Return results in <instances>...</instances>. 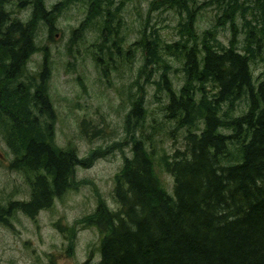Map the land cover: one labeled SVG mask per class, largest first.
Returning <instances> with one entry per match:
<instances>
[{
  "label": "trees",
  "instance_id": "16d2710c",
  "mask_svg": "<svg viewBox=\"0 0 264 264\" xmlns=\"http://www.w3.org/2000/svg\"><path fill=\"white\" fill-rule=\"evenodd\" d=\"M159 1H152L153 9L163 6L178 12L180 40L168 44L156 31L148 35L145 26L126 54L141 50L139 74L147 69L152 73L165 56L181 63L173 70L181 74L179 85L168 80L171 65L162 67L155 84L167 94L166 118L186 128V150L160 155L158 164L173 178L170 194L144 141L134 133L129 136L132 155L115 176L112 193L117 209L100 202L81 221L101 234L100 258L94 264H264V0H208L205 4L215 5L220 14L202 33L196 27L202 5L195 0ZM16 2L18 9L31 6V14L17 17L11 0H0V136L13 155L10 169L37 176L30 200L0 208V215L13 206L35 215L50 205L51 195L68 188L75 167L88 166L103 152L80 159L71 149L56 150L47 56L36 78L24 76L30 58L46 52L38 43L40 31L51 36L62 11L78 0H62L52 7L44 0ZM113 3L88 0L77 30L83 34L90 26L103 37L100 50L104 44L109 48L106 65L105 59L94 58L104 71L112 55H122L120 7L113 13ZM237 15L241 29L235 25ZM226 25L230 36L223 45L216 30ZM254 67L259 78L254 77ZM143 111L140 97L126 116L127 135L129 122L138 130ZM85 264L93 263L88 259Z\"/></svg>",
  "mask_w": 264,
  "mask_h": 264
},
{
  "label": "rangeland",
  "instance_id": "374dc122",
  "mask_svg": "<svg viewBox=\"0 0 264 264\" xmlns=\"http://www.w3.org/2000/svg\"><path fill=\"white\" fill-rule=\"evenodd\" d=\"M59 1L62 0H44L47 7ZM114 1L113 13L120 7L117 12L121 18L122 55H112L105 71L95 61L96 57H101L106 65L109 48L104 44L100 50L103 37L90 26L83 34L77 31L85 18L88 0H78L64 9L55 23L57 30L51 36L45 29L40 31L38 43L47 47L46 52L38 51L30 58L24 76L36 78L47 56V87L53 112L50 125L55 149H71L80 159L97 150H102L103 154L97 153L88 166L75 167L68 188L59 196L51 195L50 205L35 215H28L15 206L6 216L1 213L0 218L5 221L0 222V264H85L88 259L96 263L100 258L101 234L81 221L92 214L100 202L111 210L117 209L112 197L115 176L124 159L132 155L128 139L133 133L152 153L156 160L154 170L167 192L172 194L173 178L158 162L162 154L185 153L186 128H179L177 122L166 118L167 94L158 91L155 82H160L162 67L171 65L168 80L179 85L181 74L173 70L181 67V63L165 56L159 66H153L152 73L147 69L145 74H139L143 63L141 50L135 51L133 56L126 52L134 41L140 40V30L145 26L148 35L156 31L159 39L168 44L179 41L178 24L182 21L173 9L163 6L153 9L154 0ZM195 1L203 6L196 13V27L202 33L216 23L220 10L215 5H206L208 0ZM16 3L11 0L13 14L28 18L31 6L18 9ZM235 25L241 29L242 20L238 15ZM225 27L228 25L216 30V39L223 45L230 36ZM72 31H75L74 36ZM132 49L134 51V47ZM164 60L168 62L163 64ZM258 70L253 69L255 78H259ZM140 97L143 117L136 123L138 130L134 122H129L127 135L126 116ZM138 126L142 128L139 130ZM12 160L13 155L0 136V208L4 210L13 203L30 200L34 192L31 182L37 176L10 169ZM72 227H76L74 234L70 232Z\"/></svg>",
  "mask_w": 264,
  "mask_h": 264
}]
</instances>
